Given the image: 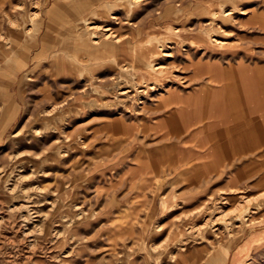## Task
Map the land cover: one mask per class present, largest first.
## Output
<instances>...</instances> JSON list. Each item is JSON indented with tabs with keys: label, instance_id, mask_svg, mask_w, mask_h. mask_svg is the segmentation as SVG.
I'll return each instance as SVG.
<instances>
[{
	"label": "rangeland",
	"instance_id": "obj_1",
	"mask_svg": "<svg viewBox=\"0 0 264 264\" xmlns=\"http://www.w3.org/2000/svg\"><path fill=\"white\" fill-rule=\"evenodd\" d=\"M132 1L0 0V264H264V186L193 208L131 185L159 140L148 124L187 84V63L264 51V0ZM97 25L116 36L96 39ZM118 36L138 45L136 62L121 59ZM158 44L154 72L144 59Z\"/></svg>",
	"mask_w": 264,
	"mask_h": 264
},
{
	"label": "crops",
	"instance_id": "obj_2",
	"mask_svg": "<svg viewBox=\"0 0 264 264\" xmlns=\"http://www.w3.org/2000/svg\"><path fill=\"white\" fill-rule=\"evenodd\" d=\"M220 13L212 12V19L217 20ZM140 26L134 39L146 32L144 24ZM151 29L154 32L155 29ZM200 29L199 40H206L207 29ZM151 40H147V45ZM258 41L264 49V37ZM160 45L150 46L152 50L147 48L150 52L144 60H154L156 53L160 57ZM137 46L134 44L130 52L126 42L120 41L121 59L127 62L133 59L134 63ZM249 51L235 55L234 59L216 54L212 57L197 55L187 63V84L173 87L164 94L156 119L148 124L151 134L159 140L156 146H151L149 171L142 163L135 168L137 177L132 178L131 185L136 197L145 199L150 192L152 201L166 197L169 203L182 201L197 208L212 192L217 195L220 191L264 186V51L253 54ZM169 52L173 57V52ZM165 74L155 75L158 79ZM141 76L149 78L148 73L142 72ZM163 168L167 169L168 177L159 187L156 175L159 170L162 174ZM160 188H166V193H161ZM143 208L148 215L153 204ZM185 242L188 241L181 240L176 248H182ZM187 248H190L189 243Z\"/></svg>",
	"mask_w": 264,
	"mask_h": 264
},
{
	"label": "bare ground",
	"instance_id": "obj_3",
	"mask_svg": "<svg viewBox=\"0 0 264 264\" xmlns=\"http://www.w3.org/2000/svg\"><path fill=\"white\" fill-rule=\"evenodd\" d=\"M143 0H134V1H132L131 2V4H139V3H141ZM22 2H24V1H22ZM37 3H38V1H36ZM35 2V3H36ZM36 3V4H37ZM23 5V4H22ZM21 5V6H22ZM34 5V4H33ZM38 6V5H37ZM41 7V6H40ZM40 7H35L34 9H36V13H35V15H34V17H37V16H39L41 13H40V10H41V8ZM57 9V8H56ZM21 11V10H20ZM24 11V10H23ZM42 11V10H41ZM115 13V12H114ZM111 14V13H110ZM112 15H114V14H112ZM110 16V15H109ZM14 17V16H13ZM113 18L114 19H116L117 18V16L116 15H114L113 16ZM15 19V18H14ZM127 19V18H126ZM33 20V19H32ZM44 19H42L41 18V23H43L44 21H43ZM35 21V20H34ZM84 22V21H83ZM91 22V21H90ZM10 23V22H9ZM11 23H12V21H11ZM15 23H17V22H15ZM34 23V22H33ZM85 24H86V22H84ZM92 23V22H91ZM31 24H32V22H31ZM38 24H40V22L38 23ZM38 24H36V26H38ZM31 26V25H30ZM33 26V25H32ZM31 26V27H32ZM88 26V25H87ZM99 25H97V27H94V32H96V31H101V30H104V28H101L100 26L98 27ZM18 27H19V24H18ZM35 27V26H34ZM105 27V26H104ZM14 28V27H13ZM41 28H43V27H41ZM19 29H20V27H19ZM28 29H31V28H28ZM92 29H93V27H92ZM26 30H27V28H26ZM110 30H112V28L110 27V26H108V27H106V29L104 30V32H102L101 34V36L99 35V34H97V33H94V34H96V35H94L95 36V38L96 39H98L99 37H106V38H110V37H115L116 35L114 34V32H110V33H108ZM106 31V32H105ZM27 32H29L30 33V30L28 31L27 30ZM4 33V32H3ZM40 33V32H39ZM37 31H36V34L38 35L39 34ZM93 33V32H92ZM34 35L33 36V39H32V37H31V40H34L35 39V37H37L38 38V36L37 35ZM1 36V35H0ZM40 38H41V41H45V39H44V36H39ZM1 38H4V36L3 37H1ZM36 38V39H37ZM118 38V41H120L121 40V38L118 36L117 37ZM5 39V38H4ZM39 39V38H38ZM4 41V40H3ZM24 41H25V39H24ZM36 41V40H35ZM30 42H32V41H30ZM93 42V41H92ZM7 43H8V40H7ZM15 44H19L20 46H21V48L23 49V50H25V48H27V45L26 44H24V43H19L18 41H15ZM10 46V45H9ZM8 46V47H9ZM30 47V46H29ZM18 52V51H17ZM42 55V54H41ZM136 55V54H135ZM163 57H170L171 56V54L170 53H164L163 55H162ZM22 61V60H21ZM24 61V60H23ZM132 61H133V59H132ZM17 62V61H16ZM136 62V61H135ZM145 62V61H144ZM146 63V65H150V66H152V67H154V72H157L158 70H160V69H162L163 68V64H157V63H155V60H150V61H146L145 62ZM18 66H17V68L18 69H21V67L22 66H26V64L27 63H23L22 65H19L18 63H16ZM138 64V63H137ZM1 67V66H0ZM153 72V73H154ZM15 75V74H14ZM10 76V75H9ZM17 76V75H16ZM154 83V82H153ZM157 84V83H156ZM154 87H152V89H153ZM4 96V95H3ZM5 97V96H4ZM7 111V110H6ZM3 116V115H2ZM1 118V117H0ZM252 210V209H251ZM31 215V214H30Z\"/></svg>",
	"mask_w": 264,
	"mask_h": 264
}]
</instances>
